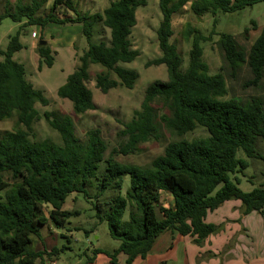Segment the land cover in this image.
Segmentation results:
<instances>
[{
    "label": "trees",
    "instance_id": "16d2710c",
    "mask_svg": "<svg viewBox=\"0 0 264 264\" xmlns=\"http://www.w3.org/2000/svg\"><path fill=\"white\" fill-rule=\"evenodd\" d=\"M49 2L0 0V24L4 18L22 22L20 31L0 51V121L17 113L21 126L0 137V264H36L45 255L49 259L58 257L63 251L58 246L32 249L34 238L41 239V227L49 220L57 227L66 225L72 213L64 210L63 204L70 193L83 191L90 184L101 162L106 167L99 185L102 190L97 193L101 197L96 204L97 217L107 222L111 237L120 241L118 249L106 251L114 264L120 252L127 255L126 264H133L137 257L146 258L156 238L165 231L189 235L201 243L218 229L206 220L208 213L228 200H240L245 213L264 215V186L244 191L240 181L231 178V174L249 165L237 157L239 149L248 157L263 156L257 144L264 140V101L229 97L227 82V76L234 77L244 64L252 71L253 84L264 78V26L249 50L233 34L220 33L217 44L224 66L214 74L204 59L202 46L203 42L213 41L217 33L218 13L239 12L264 0H159L162 17L157 38L161 56L146 65H165L168 79L154 80L147 86L140 108L122 123L120 134L125 142L108 156V145L99 128L90 129L83 141L76 134L71 116L55 111L41 114L36 104L48 106L50 100L27 79L25 65L14 59V54L24 47L20 34L28 25L42 29L49 23L82 25L88 47L77 68L59 87L58 95L73 103L75 113L84 114L95 109L94 94L88 86L92 64L105 68L95 79L104 93L119 86L134 88L137 83L138 71L121 64L131 63L140 55L130 36L137 24V10L148 0H114L95 13L80 12L74 0H53L49 11L42 15ZM187 4L197 16L211 14L215 18L208 35L190 23L185 25L182 35L192 45L183 70L182 54L172 41L173 18ZM60 6L73 11L75 17H60L56 12ZM99 24L110 30L109 41H94ZM250 30L246 27L244 34ZM37 52L40 70L44 64L53 66L55 56L50 45L39 42ZM42 118L58 132L61 142L36 134L34 126ZM161 124L182 138L168 143L163 154L148 165L116 159L118 154L135 153L141 143L157 137ZM198 126L204 127L208 136L192 140L184 137ZM5 173L11 174L13 183L4 180ZM127 175L130 187L123 195ZM161 192L173 197L171 206L161 204ZM127 209L129 219L124 220Z\"/></svg>",
    "mask_w": 264,
    "mask_h": 264
},
{
    "label": "rangeland",
    "instance_id": "374dc122",
    "mask_svg": "<svg viewBox=\"0 0 264 264\" xmlns=\"http://www.w3.org/2000/svg\"><path fill=\"white\" fill-rule=\"evenodd\" d=\"M112 1L114 0H74L77 8L82 13L102 12ZM52 3L53 0H50L45 10L40 13L42 15L47 13ZM56 12L60 17H75V13L65 6L58 7ZM161 17L159 0H148L146 6H142L137 10V24L133 28L130 38L134 48L139 49L140 55L131 63L121 64L137 70L140 74L134 88L119 86L111 89L108 93H104L97 88L95 79L96 75L105 70V68L96 64L90 66L91 79L88 81V86L94 94L95 109L89 110L84 114L75 113L73 103L58 95L59 87L66 82L68 75L77 68L80 56L88 47L87 39L82 32V25L49 23L43 29L37 25H28L23 28L20 34V41L24 47L14 54V59L25 65L27 79L37 89L42 90L50 100L48 106H43L40 103L36 104L41 114L45 111H55L71 116L75 122L76 134L83 141L86 140L87 132L90 129L99 128L102 131L103 139L108 145L106 156L114 148H119L125 142V138L120 134L123 129L122 123L129 121L133 116L134 110L140 108L147 86L154 80L168 79L165 65H146L149 60L161 56L157 38V29ZM214 18L211 14L201 17L197 16L191 11L190 4H187L181 12L174 15L172 41L182 54L183 70L188 65L189 51L192 45V41L186 40L182 35L185 25L190 23L208 35L214 27ZM216 18L218 19L215 27L217 33L213 36V41L202 43L204 59L208 62L212 74L219 72L224 66V56L217 44L219 34L222 32L233 34L237 41L249 50L264 26V2L235 13H218ZM251 20H254L255 24H252ZM21 25L22 22H15L11 18L2 20L0 24V51L7 48L10 37L20 31ZM246 27L251 28L248 35L244 34ZM41 37L53 49L55 60L53 66L49 67L44 64L40 70V56L37 52V47ZM109 38L110 30L99 24L95 31L94 41H109ZM2 59L3 56L0 53V60ZM112 77L117 78L115 74ZM253 77L252 71L247 64H244L234 77L227 76L229 97L236 96L244 100L259 98L264 101V78L260 83L253 84L251 82ZM20 127L18 115L14 113L11 118L0 121V137L6 131H13ZM34 130L40 138H50L55 142H61L58 132L51 129L44 118L35 124ZM205 136H208V131L204 127L198 126L184 137L192 140ZM181 138V136L176 135L171 129L161 124L157 137L141 143L135 153L118 154L116 159L126 164L148 165L155 157L163 154L168 143ZM257 149L263 155L262 158L248 157L242 149L237 152V157L247 160L249 165L231 174V178L233 180L238 179L240 181L239 187L244 191H251L255 187L264 186V140H259ZM105 167V163L101 162L90 184L83 191H73L69 194L63 204V209L71 212L72 216L69 217L68 222L63 227L55 226L51 220L42 226V240L34 238L31 245L34 249L36 247L40 248L42 246L40 242L43 243L45 238L49 241L52 233L56 232L58 233L57 238L53 237V241L56 242L55 246L63 249L58 255L57 264H84L89 257L93 256L94 246L109 248L112 244L120 243L119 240L111 237L107 222H100L97 217L96 204L101 199V197L97 196V193L98 190H102L99 185L101 184V177L105 172ZM4 180L13 183L9 173L4 174ZM129 187L130 176L127 175L124 179L123 195ZM160 202L165 207H169L173 204V197L166 192H161ZM47 209H45L46 214H48ZM105 211L107 210L105 209ZM123 219H129L128 209L124 213ZM94 230L96 233L92 234ZM253 231L255 230L253 229ZM97 235L100 236V240L97 239ZM243 235L240 242L234 239V242L228 245L229 250L235 247L236 242L239 245L238 247H243V243L248 240L253 243L255 248H264V241L259 240L260 236L253 234L258 239L254 240L252 236L246 237L245 234ZM259 242H262V244L259 245ZM54 260H56V257L48 261L52 262Z\"/></svg>",
    "mask_w": 264,
    "mask_h": 264
},
{
    "label": "crops",
    "instance_id": "0c3cea01",
    "mask_svg": "<svg viewBox=\"0 0 264 264\" xmlns=\"http://www.w3.org/2000/svg\"><path fill=\"white\" fill-rule=\"evenodd\" d=\"M206 220L217 225L218 229L201 243H196L195 237L165 231L156 238L153 248L146 258L137 257L133 264H177L179 262L181 264H264V248H255L249 240L243 243V247H238L237 244L243 238V234L246 237L252 236L254 240L257 239L254 235H258V237L260 236L259 240L264 241L263 214L256 211L245 213L242 202L232 199L226 201L218 209L209 212ZM253 229L255 231L252 232ZM95 233L94 230L92 234ZM57 234L53 232L49 241L45 238V245L44 242H40L42 245L40 248L34 249L32 246L31 248L50 250L56 244L53 237L57 238ZM97 239H101L99 235H97ZM234 239L237 240V245L235 244V247L229 250L228 245H231ZM261 244L262 242H259V245ZM119 246L120 243L112 244L109 248L94 246L93 256L88 258L92 260L88 264H114L107 252H113ZM95 249L107 252H95ZM48 260L52 259L45 255L44 259L37 260L36 264H57L58 257L52 262ZM116 260L115 264H126L127 255L120 252Z\"/></svg>",
    "mask_w": 264,
    "mask_h": 264
},
{
    "label": "water",
    "instance_id": "95a60500",
    "mask_svg": "<svg viewBox=\"0 0 264 264\" xmlns=\"http://www.w3.org/2000/svg\"><path fill=\"white\" fill-rule=\"evenodd\" d=\"M45 43H46L45 40H41V41H40V44H45Z\"/></svg>",
    "mask_w": 264,
    "mask_h": 264
},
{
    "label": "built area",
    "instance_id": "2783aa9c",
    "mask_svg": "<svg viewBox=\"0 0 264 264\" xmlns=\"http://www.w3.org/2000/svg\"><path fill=\"white\" fill-rule=\"evenodd\" d=\"M55 264V263H54Z\"/></svg>",
    "mask_w": 264,
    "mask_h": 264
}]
</instances>
